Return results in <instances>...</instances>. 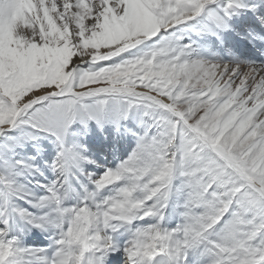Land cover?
I'll use <instances>...</instances> for the list:
<instances>
[{
    "label": "snow or ice",
    "instance_id": "6c2138e0",
    "mask_svg": "<svg viewBox=\"0 0 264 264\" xmlns=\"http://www.w3.org/2000/svg\"><path fill=\"white\" fill-rule=\"evenodd\" d=\"M0 264H264V0H0Z\"/></svg>",
    "mask_w": 264,
    "mask_h": 264
}]
</instances>
